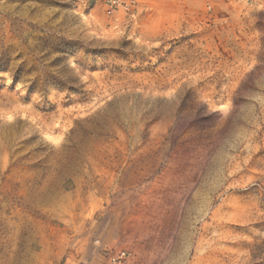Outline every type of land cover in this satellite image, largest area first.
<instances>
[{
    "label": "rangeland",
    "instance_id": "obj_1",
    "mask_svg": "<svg viewBox=\"0 0 264 264\" xmlns=\"http://www.w3.org/2000/svg\"><path fill=\"white\" fill-rule=\"evenodd\" d=\"M0 0V264H264V2Z\"/></svg>",
    "mask_w": 264,
    "mask_h": 264
},
{
    "label": "built area",
    "instance_id": "obj_2",
    "mask_svg": "<svg viewBox=\"0 0 264 264\" xmlns=\"http://www.w3.org/2000/svg\"><path fill=\"white\" fill-rule=\"evenodd\" d=\"M263 1L264 0H260ZM102 8L105 16L108 19L116 20L119 15H124L129 18L134 17V11L137 6V0H101ZM124 256V253L112 256L110 261L111 264L119 262V260ZM84 264V263H81Z\"/></svg>",
    "mask_w": 264,
    "mask_h": 264
}]
</instances>
